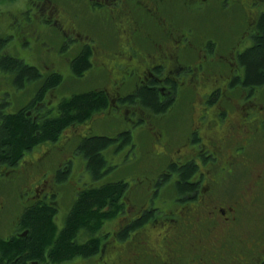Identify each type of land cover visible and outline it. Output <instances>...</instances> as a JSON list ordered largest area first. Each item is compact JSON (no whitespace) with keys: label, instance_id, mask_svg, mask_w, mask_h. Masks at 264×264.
Here are the masks:
<instances>
[{"label":"flooded vegetation","instance_id":"1","mask_svg":"<svg viewBox=\"0 0 264 264\" xmlns=\"http://www.w3.org/2000/svg\"><path fill=\"white\" fill-rule=\"evenodd\" d=\"M107 3L97 12L103 19L100 28L110 35L108 44L87 38L60 8L43 3L37 20L32 16L22 21L19 39L22 47H39L48 67L76 44L80 49L88 44L93 60L86 75L106 73L105 83L96 88L106 91L108 104L92 117L102 124H120L109 149L114 158L121 157L117 164L122 169L144 167L146 185L139 186L137 210L126 200V218L115 232L120 247L115 255L122 264H264V216L249 220L264 202V83L246 86L245 68L239 64L263 36L264 0ZM65 23L72 27L63 28ZM55 27L64 34L59 46L43 38ZM105 55L115 58L111 64ZM143 89L159 92L166 110L156 113L145 107ZM185 92L193 93L188 101ZM73 93L48 104L57 110L60 99ZM185 103L193 113L176 144L162 124ZM75 125L69 126L71 140L77 136ZM178 125L170 131L175 136H181ZM62 134L23 164L22 158L14 164L0 161V241L24 232L20 220L30 206L51 203L61 209L58 197L76 178L74 154L80 153L78 145L87 133L71 155L59 150L57 160L51 154ZM147 136L144 144L141 138ZM147 158L160 161L153 175ZM188 166L193 167L186 180L192 189L181 190L180 175ZM158 223L167 234L156 237L160 249L155 250L148 237L149 230L161 231ZM106 258L104 264L110 261Z\"/></svg>","mask_w":264,"mask_h":264},{"label":"trees","instance_id":"2","mask_svg":"<svg viewBox=\"0 0 264 264\" xmlns=\"http://www.w3.org/2000/svg\"><path fill=\"white\" fill-rule=\"evenodd\" d=\"M87 1L89 13L93 17H89L92 18L91 21L85 18V24L82 25L91 27L95 17L102 20L97 11L106 7L111 0H107L105 4L100 0ZM47 2L49 0H41L39 6ZM90 5L97 9H91ZM32 16L37 15L32 13L29 19ZM26 17L25 14L22 19H16L13 25L26 20ZM73 17L77 21L80 16L77 14ZM15 31L20 37L19 27ZM55 31L62 37L55 44L59 46L64 41L61 29L55 27L53 32L44 34L53 37ZM16 32L13 35H10L11 32L0 35V71L12 75L17 94H20L17 89H22V95L25 93L29 96L25 103L11 108L6 104L9 99L13 100L12 91H8L5 98L0 96V161L12 164L17 163L37 145L57 140L69 126L92 119L94 113L108 104L106 91L91 87L61 98L58 109L54 110L45 95L47 97L48 91L65 83L64 74L52 65L46 68L50 69L49 72L43 71L39 65L30 64L11 54L8 45L11 38L12 43H17ZM92 60L90 45L86 44L82 49L79 47L78 52L70 58L72 75L85 76L92 67ZM239 64L245 68L246 86L253 87L264 83V23L263 36L258 39L255 47L242 55ZM30 84H34L36 88H28ZM141 95L145 107L156 113L166 110V104L159 100L160 93L156 90L143 89ZM114 142L111 133L100 134L94 130L84 136L78 150L86 159L90 181L77 192L62 227H58L57 208L51 203L30 206L20 220L19 227L24 232L12 236L10 240L0 241V264H59L78 257L92 258L103 251L106 241L111 237L108 236H115L112 231L104 230L106 222L124 215L131 186L130 179L117 178L110 172L118 165L107 156V151ZM142 171L143 169L140 170ZM192 171L191 166L183 169L180 175L182 181L179 183L181 190L192 189L186 181Z\"/></svg>","mask_w":264,"mask_h":264},{"label":"rangeland","instance_id":"3","mask_svg":"<svg viewBox=\"0 0 264 264\" xmlns=\"http://www.w3.org/2000/svg\"><path fill=\"white\" fill-rule=\"evenodd\" d=\"M40 1L41 0H2L0 1V35H8L7 33L11 32L10 35L15 34V28L20 27L23 23L20 21L19 23L16 24V26L13 25V21L16 19H22L25 14L27 15L26 20L29 21L30 16L32 13L36 14L37 16H33L35 20L39 18L41 15V10H40ZM43 4H49V5H55L58 8H60L63 12H65L66 15H68V19L72 21L74 24L73 27L77 26L85 36L88 37H96L100 41V45L103 44H108L110 41V35H108V32L100 26H103L102 20L98 19V17H95V21L93 24H91V27H86L83 26L82 24L85 21V18H87L89 21L92 20V18H89L92 16V14L89 13V5L87 0H49L47 3ZM30 12V13H29ZM28 13V14H27ZM31 14V15H30ZM79 15L80 17H77L76 23L74 22L73 16ZM73 15V16H72ZM93 17V16H92ZM76 20V19H75ZM85 24V23H84ZM221 26L224 27L226 23H223V21L220 22ZM99 25V26H98ZM72 26H69L65 23V26L63 28L69 30ZM109 30V29H107ZM53 32V31H52ZM17 37V39H16ZM44 40L49 41L51 44H57L61 40V35L59 32L55 31L53 37H49L46 34H43ZM12 39H10V43L8 45V50L11 52V54H15L24 60H26L28 63L32 64H37L39 65L43 71L45 70L47 66V63L44 62V56L41 55L40 49H33L29 48V45H23L21 46V37L19 39L18 33L16 32L15 40H17V43L13 42ZM223 41H227L223 36L221 37ZM17 44V47L16 45ZM31 49V50H30ZM79 49V45L76 44L71 48L66 56H60L56 60V62L52 65L54 67H57V69H60L65 78V83L58 88L52 89L48 91L46 100L49 102L51 101L52 104H55L59 97L61 95H68L72 92L75 91H80V90H86L91 87H98L100 84H104L107 76L105 75L106 73H93V71H90L87 75H83L81 77H76L72 75L71 69H70V58L73 57ZM104 57L107 58V61L111 64L112 56L110 55H105ZM49 68V67H48ZM114 71V70H113ZM113 73V72H112ZM110 71L108 72L109 77H112ZM13 79L12 75L0 71V92L1 95L3 96L2 98H5V94L8 91H12V99H9V103L6 104L7 107H16L19 104L25 103V101L29 98L28 95H25L23 93L22 95V89H17L20 94H17L16 87L13 85ZM28 88H36L34 84H30ZM4 91V92H2ZM186 93V101L188 99L193 97L192 92H185ZM193 109H191L188 105V103L185 104H180L172 113L166 115V121L163 122L162 127H164L167 131L166 136L171 137L173 140L175 137V140H173V143H180L182 139L184 138L183 133L186 132L185 127L187 126L189 122V116L192 114ZM191 112V113H190ZM98 116H94L92 119L81 123V124H76L75 129H76V135H73L74 138L71 140L69 138V135H72L74 132L71 127H68L62 134L61 138L59 141L56 142V147L58 150H54V152L51 154L54 159H58V154L59 150H62L64 153V156L71 155L72 149H74L75 144L79 141V137L81 135H84L86 133H90L94 130L100 134H109L113 132L114 129H117L120 124L116 123V125H108V124H102L100 121H98ZM178 123L181 125L180 126V134L178 133L177 136H175V133H171V130H176L175 126H179ZM187 128V127H186ZM69 138V139H68ZM68 139V140H67ZM144 144L148 141V136L146 138H141ZM54 144L50 143H44L37 145L35 148H33L29 153L25 154V156L22 157L21 163L23 164L25 160H30L37 155L41 154L47 147H51ZM163 149V148H161ZM59 151V152H58ZM113 152L112 149L110 148L107 151V156L110 158V160L114 163H118L121 160V157L114 158L113 157ZM75 156V162H74V175L76 178L74 179L73 183L67 187L64 188L63 196H59V204L61 206V209L57 211L56 214V220L58 223V227L61 228L64 219L66 217V213L71 206L72 202L74 201L76 197L77 191L81 188L80 186L82 185L83 181L86 179H90L89 176L86 174V159L84 156L80 153L74 154ZM62 160V159H60ZM160 161H157V159H152V158H147L146 163L148 165V168L150 171H153L154 173H151L152 175L155 174L156 172V165ZM20 163V164H21ZM130 168V167H129ZM144 167H140L138 169L130 168L129 171L128 168L122 169L120 165H117L113 167L110 172L112 173V176L118 177H126L127 179L131 180V189L129 188V196H128V202L129 204H133L135 207V210H137V207L140 205V196L138 197L137 193L140 190V184L141 188H144L146 185L144 184V179H145V173L140 172V169L142 170ZM81 178L78 180V175L81 174ZM254 173V172H253ZM90 181V180H89ZM172 206V204H169L166 206L167 209H169ZM125 214V213H124ZM263 214V215H262ZM264 216V202L260 204V206L252 212L249 220L253 223L254 221H257L259 217ZM163 217V216H162ZM126 218L123 216H119L117 218H114L113 220H110L109 222H106V226L104 228L105 231H112L113 233L116 232V230L119 228V226L122 223V219ZM159 224V223H158ZM151 226V224H150ZM160 227H163L162 224H159ZM149 241L151 246L155 249L158 250L160 249L159 245V240L156 238L157 236H163L164 238L166 237V234L164 231V227L161 228V231L158 230H149ZM162 233V234H159ZM159 234V235H157ZM111 236V237H110ZM108 237L109 240L106 241V245L103 249V251L92 257V258H75L70 261L62 262L59 264H104V258L106 260H110L109 262H106L105 264H122V262L118 259V255H115V251H117L119 246L115 245L118 244L115 236L113 234H110ZM160 239V238H159ZM106 253V256H105ZM120 258V257H119Z\"/></svg>","mask_w":264,"mask_h":264},{"label":"bare ground","instance_id":"4","mask_svg":"<svg viewBox=\"0 0 264 264\" xmlns=\"http://www.w3.org/2000/svg\"><path fill=\"white\" fill-rule=\"evenodd\" d=\"M192 5V4H191ZM45 94V93H44ZM106 107H107V105H106ZM101 113V112H100ZM104 170V169H103Z\"/></svg>","mask_w":264,"mask_h":264}]
</instances>
